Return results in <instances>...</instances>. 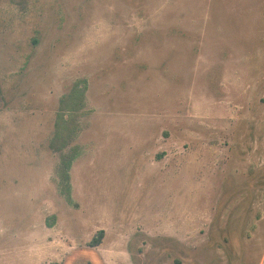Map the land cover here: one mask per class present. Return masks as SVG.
<instances>
[{
    "label": "rangeland",
    "instance_id": "374dc122",
    "mask_svg": "<svg viewBox=\"0 0 264 264\" xmlns=\"http://www.w3.org/2000/svg\"><path fill=\"white\" fill-rule=\"evenodd\" d=\"M0 264H264V0H0Z\"/></svg>",
    "mask_w": 264,
    "mask_h": 264
},
{
    "label": "trees",
    "instance_id": "16d2710c",
    "mask_svg": "<svg viewBox=\"0 0 264 264\" xmlns=\"http://www.w3.org/2000/svg\"><path fill=\"white\" fill-rule=\"evenodd\" d=\"M75 102H76V101H75ZM75 102H74V105H73L74 107L76 106V105H75V104H76ZM103 232H104L103 229H101V230L99 231L100 234H102ZM91 242H96V241H95V239H93Z\"/></svg>",
    "mask_w": 264,
    "mask_h": 264
}]
</instances>
